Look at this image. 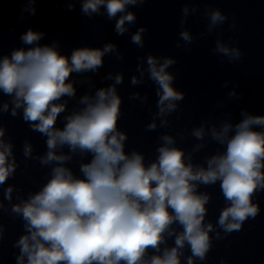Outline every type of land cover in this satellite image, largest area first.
I'll return each instance as SVG.
<instances>
[{"label": "clouds", "instance_id": "clouds-1", "mask_svg": "<svg viewBox=\"0 0 264 264\" xmlns=\"http://www.w3.org/2000/svg\"><path fill=\"white\" fill-rule=\"evenodd\" d=\"M143 2L83 0L82 12L98 14L103 6L111 20L124 13L127 5ZM183 12L186 15L188 9ZM135 19L131 12L121 15L115 24L116 33L123 35L125 23H134ZM209 20L211 30L224 23L226 16L216 10L209 14ZM143 31L141 28L131 37L132 43L141 48ZM42 35L28 29L21 40L35 46L16 49L10 57L0 59V91L13 98L11 115L15 117L23 108L24 122L47 137L48 151L39 157L40 164H55L42 189L12 207L22 216L28 233L17 242L21 250L19 264L25 257L27 264H181L186 246L191 253L187 264L204 261L212 247L209 233L214 227L204 223L210 195L198 193L197 188L217 181L229 205L217 221L225 234L241 231L247 220L257 217L260 209L252 201L256 193L264 191V131L254 129L264 128V116L242 111L243 118L234 127L226 122L219 131L211 128V138L224 145L225 151L206 158L207 167L194 166L190 155L186 158L183 150L172 146L175 140L169 135L160 137L163 143L156 149L157 159L146 166L140 152L124 150L127 136L117 130L121 99L114 85L99 89L95 97L84 95L80 100L84 107L65 118L63 129L55 127L57 117L65 111V104L55 102L75 96L73 84L66 82L70 74L96 72L103 65L102 57L116 51L115 45L106 44L102 50L78 48L69 58L61 55L55 44L39 45ZM180 36L186 43L192 42L189 32L182 31ZM216 51L228 56L229 62L241 57L238 48H229L220 41ZM146 63L148 78L158 89L157 115L175 112V102L184 99V94L172 87L173 74L166 71L175 61L165 58L161 63L149 55ZM131 82L138 83L135 77ZM120 83L122 76L117 75L115 84ZM2 110L7 112V103ZM166 123L162 120V125ZM155 128V123L147 126L149 131ZM192 135L203 140V127ZM3 136L4 129L0 128V185L16 170L14 158L8 161L12 146L4 142ZM64 147L69 154H57V149ZM202 147L197 144L194 151ZM31 153V146L26 144L24 156L29 158ZM76 153L90 156L88 162L79 165V177L64 166ZM11 192V188L6 191L9 200ZM174 224L182 231L177 232ZM171 237L174 246L145 259L149 250L160 253L161 245Z\"/></svg>", "mask_w": 264, "mask_h": 264}]
</instances>
